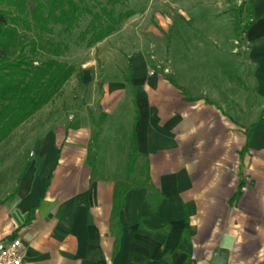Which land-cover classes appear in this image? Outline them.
I'll list each match as a JSON object with an SVG mask.
<instances>
[{
	"label": "crops",
	"instance_id": "crops-1",
	"mask_svg": "<svg viewBox=\"0 0 264 264\" xmlns=\"http://www.w3.org/2000/svg\"><path fill=\"white\" fill-rule=\"evenodd\" d=\"M234 2L252 9L242 37L252 68L244 101H251V113L242 124L249 126L264 120V0ZM0 26H7L2 14ZM175 54L168 53L166 76L149 74L142 54L133 55L126 80L131 99L104 97L100 103L103 116L126 118L118 119L116 131L131 123L127 140L130 145L134 131L138 156L132 174L139 175L146 163L155 190H129L117 225L111 222L113 193L123 179L115 182L104 173L112 168L103 165L98 147L106 136L104 124L68 125L62 134L48 131L21 148L25 159L14 190L0 200V243L19 239L24 264L264 262V121L252 129L242 155L241 194L229 204L247 134L218 101V86L227 91L232 83L201 73L218 68L213 60L218 52L192 53L212 59L193 67L179 60L190 52ZM4 55L0 48V58ZM172 57H178L176 63ZM176 72L178 78L171 77Z\"/></svg>",
	"mask_w": 264,
	"mask_h": 264
},
{
	"label": "rangeland",
	"instance_id": "rangeland-1",
	"mask_svg": "<svg viewBox=\"0 0 264 264\" xmlns=\"http://www.w3.org/2000/svg\"><path fill=\"white\" fill-rule=\"evenodd\" d=\"M196 1L192 4L194 0H127L112 4L110 0H75L83 9L77 28L66 32L60 25L53 26V33L43 38L44 43L56 48V60L72 66L74 74L51 102L0 145V200L14 190L25 159L21 148L43 139L48 131L62 134L68 125L77 127L88 123L97 129L104 124L106 136L98 147L103 165L112 166L104 173L115 182L123 179L130 152L127 136L131 123L116 131L118 119L126 118L120 114L119 117L103 116L100 103L104 97L131 99L126 80L130 79V63L135 54H142L149 63V74L166 76L171 74L165 70L169 66L170 51L176 53L175 56L190 52V56L179 60L191 66L200 60L209 63L212 60L192 53L218 52L213 59L218 60V68L205 67L201 73L218 82L232 83V89L228 86L227 91L218 86V101L237 123L235 126L245 123L252 107L251 101L244 103L247 77L252 74V68L247 63L242 38L244 18H239L240 6L234 0H222L217 6L213 0ZM123 13H132V16L115 23ZM90 25L97 26L96 31L107 27H113L114 31L93 44L94 32L89 31ZM14 48L12 46L10 51ZM50 57L46 52H39L36 61ZM171 59L176 63L178 57ZM178 76L176 72L171 77ZM116 132L117 138L113 139L112 134ZM237 132L235 128V134ZM130 177H134V181L141 180L139 175Z\"/></svg>",
	"mask_w": 264,
	"mask_h": 264
},
{
	"label": "trees",
	"instance_id": "trees-1",
	"mask_svg": "<svg viewBox=\"0 0 264 264\" xmlns=\"http://www.w3.org/2000/svg\"><path fill=\"white\" fill-rule=\"evenodd\" d=\"M110 1L112 4H122L127 0ZM2 6L6 9L0 10V14L6 19L7 26H0V48L5 52L4 57L0 58V145L4 144L18 127L51 102L74 74L72 66L56 60V48L44 43L43 38L53 33V26L60 25L66 32L76 29L83 12L75 0H0V7ZM130 16L132 13L120 14L115 19V23H120ZM239 16V18L243 16L245 21L242 25L244 33L252 20L251 4L245 8L244 13L239 8ZM96 27L89 26V31L94 32L91 40L93 44L114 31L113 27L99 28L96 31ZM12 46L15 48L10 51ZM39 52H46L51 57L36 61ZM135 120L136 116L134 122ZM263 121L259 119L249 126L240 125L247 134L239 153V182L229 204L234 203L241 194L244 184L240 173L242 155L247 152L253 127ZM137 158L135 133L132 131L130 154L125 166L124 178L115 186L113 193L114 203L111 215L113 225H117L119 211L123 208L124 195L129 190L147 188L155 192L148 184L146 163H143L139 170V175L144 176V180L136 181L134 185L130 183V176L134 171ZM156 205L152 207V210H155ZM183 218L187 220L184 208Z\"/></svg>",
	"mask_w": 264,
	"mask_h": 264
},
{
	"label": "built area",
	"instance_id": "built-area-1",
	"mask_svg": "<svg viewBox=\"0 0 264 264\" xmlns=\"http://www.w3.org/2000/svg\"><path fill=\"white\" fill-rule=\"evenodd\" d=\"M0 264H24L23 246L19 239L0 243Z\"/></svg>",
	"mask_w": 264,
	"mask_h": 264
},
{
	"label": "water",
	"instance_id": "water-1",
	"mask_svg": "<svg viewBox=\"0 0 264 264\" xmlns=\"http://www.w3.org/2000/svg\"><path fill=\"white\" fill-rule=\"evenodd\" d=\"M212 264H224V259L223 258H216ZM260 264H264V262L260 263Z\"/></svg>",
	"mask_w": 264,
	"mask_h": 264
}]
</instances>
